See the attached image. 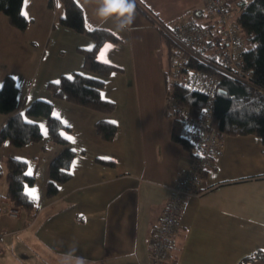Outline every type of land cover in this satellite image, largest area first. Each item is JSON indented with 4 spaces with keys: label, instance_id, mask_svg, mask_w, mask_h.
Masks as SVG:
<instances>
[{
    "label": "crops",
    "instance_id": "obj_1",
    "mask_svg": "<svg viewBox=\"0 0 264 264\" xmlns=\"http://www.w3.org/2000/svg\"><path fill=\"white\" fill-rule=\"evenodd\" d=\"M76 1L88 27H105L119 37L97 50L99 59L122 68L107 76L101 91L115 101L111 112L54 97L46 87L62 74L81 70L78 48L93 43L59 21L64 14L60 0H23L21 10L28 18L24 30L0 11V84L6 74L15 78L14 111L36 98L50 99L53 113L68 126L64 133L75 150L70 177L48 196L49 163L64 145L46 136L23 146L7 139L0 144V200L8 199L3 160L11 156L27 161L34 183L26 189L37 202L32 218L21 209L17 217L0 215V262L75 264L82 257L86 264H151L152 233L179 171L192 161L191 149L171 138L161 60L167 52L159 27H172L192 14L198 21L210 15L202 0H136L144 12L136 8L133 23L119 30L122 21L97 17L96 0ZM50 43L56 54L45 66ZM126 66L132 71L128 79ZM9 115L0 112V127ZM100 118L117 123L111 140L96 133L94 122ZM200 185L203 191L185 200L169 264H239L245 255L264 249L261 139L253 133H225L224 148ZM244 264H264V257Z\"/></svg>",
    "mask_w": 264,
    "mask_h": 264
},
{
    "label": "trees",
    "instance_id": "obj_2",
    "mask_svg": "<svg viewBox=\"0 0 264 264\" xmlns=\"http://www.w3.org/2000/svg\"><path fill=\"white\" fill-rule=\"evenodd\" d=\"M60 1L63 3L64 14L59 21L77 32L90 36L93 43L90 47L78 48L82 55L81 70L62 74L59 78L48 81L46 87L54 97L102 112H111L115 108V101L103 97L101 91L107 76L122 68L99 59L97 50L104 42L116 41L119 37L105 27H88L76 0ZM236 1L235 21L245 41L244 60L251 68L253 82L264 86V0ZM52 2L54 0H49V4ZM22 3L23 0H0V11L5 13L9 22L20 30H24L28 24V18L21 10ZM136 8L144 12L137 2ZM159 32L168 56L173 41L165 28L159 27ZM217 41V39L210 41L208 47L213 48ZM188 64L194 68L210 70L218 77L217 90L212 100L211 122L224 133H253L264 143V94H257L250 84L234 79L197 59H192ZM165 72L167 87L170 88L171 94L177 101L188 105L194 113H197L204 105L206 95L174 81L169 82L168 70ZM17 92L15 78L6 74L0 84V112L10 115L0 127V144L7 139L13 145L23 146L45 136L50 141L63 144V149L49 163L46 193L52 196L57 193L59 183L71 175L70 166L75 150L69 145V138L64 133L68 126L53 113V102L50 99L36 98L24 109L14 111L17 105ZM165 112L172 117L171 138L193 152L194 144L183 139L179 134L181 121L172 116L167 109ZM41 118L45 121L46 135L40 125ZM94 127L96 133L105 140H111L117 131V123L107 118L97 119ZM3 163L7 182L6 197L20 206L29 218L34 217L37 202L26 189L34 183V177L27 172V161L9 156L4 158ZM1 173L0 164V175ZM262 257H264V249H257L245 255L239 264Z\"/></svg>",
    "mask_w": 264,
    "mask_h": 264
},
{
    "label": "built area",
    "instance_id": "obj_3",
    "mask_svg": "<svg viewBox=\"0 0 264 264\" xmlns=\"http://www.w3.org/2000/svg\"><path fill=\"white\" fill-rule=\"evenodd\" d=\"M210 17L198 21L195 15L165 30L173 44L168 59V81L195 89L206 95L197 113L177 101L167 88L166 109L181 121L180 136L194 144L191 164L181 169L170 188L162 215L149 243L151 264H169L173 238L179 229V217L188 196L200 194L201 179L214 166V160L224 148V132L212 122V100L217 90L218 77L210 70L192 67L188 62L197 59L207 66L250 84L257 94H264V86L255 84L252 71L244 60L245 41L235 21V7L227 0H202ZM217 42L209 48L210 41ZM20 206L9 199L0 200V215L17 217ZM1 253V248H0ZM0 264H2L0 262Z\"/></svg>",
    "mask_w": 264,
    "mask_h": 264
},
{
    "label": "clouds",
    "instance_id": "obj_4",
    "mask_svg": "<svg viewBox=\"0 0 264 264\" xmlns=\"http://www.w3.org/2000/svg\"><path fill=\"white\" fill-rule=\"evenodd\" d=\"M96 15L101 20L116 18L122 21L117 25L119 30L126 29L133 23L136 11V0H96ZM75 264H86L82 257L75 259Z\"/></svg>",
    "mask_w": 264,
    "mask_h": 264
},
{
    "label": "rangeland",
    "instance_id": "obj_5",
    "mask_svg": "<svg viewBox=\"0 0 264 264\" xmlns=\"http://www.w3.org/2000/svg\"><path fill=\"white\" fill-rule=\"evenodd\" d=\"M234 11L236 12L237 10H236V8L234 9ZM65 39H67V38H65ZM56 54V52H54V49L52 48V44L50 43L49 44V48H48V50H47V52H46V55H45V57H44V59H43V63L45 64V66H46V63H47V61H49L48 60V58L51 56V58L53 59V55H55ZM161 60H162V62H163V66L165 65L166 66V71L168 70V59L166 58V56L164 55V54H161ZM164 66V67H165ZM130 73H132V71H131V69L128 67V66H126V68H125V75L124 76H126V78L128 79V75L130 74ZM168 73V72H167ZM124 77H121V80L119 81V83L120 84H122V79H123ZM165 89L167 90V84L165 85ZM120 108V107H119ZM57 109H59L58 107H57ZM60 110V109H59ZM170 117V116H169ZM171 118V117H170ZM172 120V119H171ZM40 125H41V128H42V130H43V132L44 133H46V125H45V121H44V119L43 118H41L40 120Z\"/></svg>",
    "mask_w": 264,
    "mask_h": 264
},
{
    "label": "snow or ice",
    "instance_id": "obj_6",
    "mask_svg": "<svg viewBox=\"0 0 264 264\" xmlns=\"http://www.w3.org/2000/svg\"><path fill=\"white\" fill-rule=\"evenodd\" d=\"M31 195H33V198H35V195H34V193H32Z\"/></svg>",
    "mask_w": 264,
    "mask_h": 264
}]
</instances>
